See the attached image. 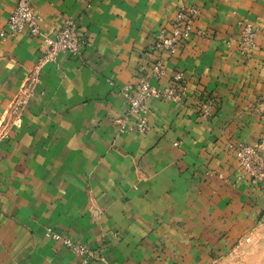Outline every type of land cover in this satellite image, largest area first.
Listing matches in <instances>:
<instances>
[{"label":"crops","instance_id":"crops-1","mask_svg":"<svg viewBox=\"0 0 264 264\" xmlns=\"http://www.w3.org/2000/svg\"><path fill=\"white\" fill-rule=\"evenodd\" d=\"M16 4L0 0V32ZM186 4L200 10L194 33L165 55V74L155 78V37ZM32 5L41 35L0 40V117L20 91L29 97L10 139L0 142V264H84L48 239L47 228L87 245V264H164L153 253L174 237L245 226L249 188L234 184L236 160L227 146L257 141L248 138V126L264 130V0ZM68 20L85 44L80 54L43 62L42 37H54ZM241 20L259 33L248 55L237 51ZM178 72L183 98L150 101L146 134L137 132L135 119L125 132L115 125L139 80L166 88ZM207 98L216 99L211 119L200 115ZM210 170L226 180L207 177ZM253 192L263 210L264 193Z\"/></svg>","mask_w":264,"mask_h":264},{"label":"built area","instance_id":"built-area-1","mask_svg":"<svg viewBox=\"0 0 264 264\" xmlns=\"http://www.w3.org/2000/svg\"><path fill=\"white\" fill-rule=\"evenodd\" d=\"M200 16V10L194 4L182 5L176 13L171 26L166 29L163 28L155 37L152 45V50L157 59L152 67V76L155 78H162L165 74L163 69V61L165 55H175L181 47L186 44L192 37L193 22ZM42 19L36 14L32 0H17V4L11 13L5 29L0 32V40L5 41L10 36H15L27 32L31 37H39L41 35L40 23ZM240 29L239 41L240 48L252 49L258 36L253 23L248 20H241L238 23ZM76 25L73 20H68L63 27L57 31L54 37H42L45 49L43 51L42 61L45 63H57L60 55L69 53L72 55L80 54L84 43L79 39L76 33ZM183 74L178 72L173 76V84L166 88H156L150 85L145 80H139L131 91L127 92L128 110L124 117L114 120L116 126L122 132L130 129L128 123L135 119L134 125L137 132L146 134L149 131V124L147 119L148 104L152 100L180 102L183 98L186 88L183 86ZM29 97L19 98L11 111V114L17 119L14 122L21 121L22 111L27 104ZM216 110V99L207 98L200 107V115L204 119H211ZM8 114L3 116V122L6 121ZM229 150L234 153L238 159L243 170L250 171L255 175L253 170L258 164L257 151L248 146L229 145ZM46 237L55 243H58L70 249L76 256L84 259V263L91 259L93 254L88 248L82 244L74 242L71 238L65 237L56 233L53 229L48 228L45 233Z\"/></svg>","mask_w":264,"mask_h":264},{"label":"rangeland","instance_id":"rangeland-1","mask_svg":"<svg viewBox=\"0 0 264 264\" xmlns=\"http://www.w3.org/2000/svg\"><path fill=\"white\" fill-rule=\"evenodd\" d=\"M240 40L241 37L239 32L237 51L242 54L246 49L240 48ZM257 40L258 36L256 42ZM256 42L252 49L245 51L247 55L256 51ZM22 93L23 92L20 91V93L16 95L11 101L7 111L4 112V114H8L6 121L3 122L4 114L0 117V142L10 139V130L12 127H15V117L11 114V111L15 102L21 98ZM262 103L263 108L261 111L262 116L260 122L264 119V99ZM248 135V138L257 136V141L255 140L252 143L228 141L227 146L228 153L236 160V181L234 184L242 183L249 188V191H247L248 194H244L246 198H248V214L245 219V226L236 224L235 229H230L224 234H222L223 230L217 227L211 233L206 235L189 234L184 235L182 239L180 237H174L170 240L168 247H166L167 249L161 248L153 253L156 259L165 261L164 264H264V208L263 210L256 208L253 195V190L264 193V130H262L257 123V125L255 124L252 127L248 126ZM230 144L236 146H248L257 151L260 164H258L253 170L255 175H252L250 171L243 170L234 153L229 150ZM206 176L217 177L222 181L226 180L223 172L214 170L208 171ZM223 196L232 199L236 197L234 193L227 194L225 192H223ZM242 199L245 200L244 198ZM233 226L235 225H232V227ZM82 245L88 248L87 245ZM88 250L90 251L89 248ZM76 257L81 258L84 263L82 257ZM89 260L90 259H88V262ZM102 261L106 262L105 260Z\"/></svg>","mask_w":264,"mask_h":264}]
</instances>
